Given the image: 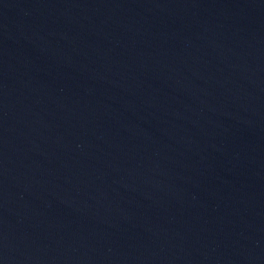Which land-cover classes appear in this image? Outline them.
Here are the masks:
<instances>
[{"label": "water", "instance_id": "1", "mask_svg": "<svg viewBox=\"0 0 264 264\" xmlns=\"http://www.w3.org/2000/svg\"><path fill=\"white\" fill-rule=\"evenodd\" d=\"M79 0H0V117Z\"/></svg>", "mask_w": 264, "mask_h": 264}]
</instances>
